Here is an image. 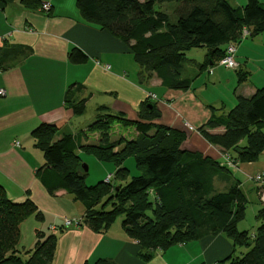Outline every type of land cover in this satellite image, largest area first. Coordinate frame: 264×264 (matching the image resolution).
Returning a JSON list of instances; mask_svg holds the SVG:
<instances>
[{"label":"trees","instance_id":"obj_1","mask_svg":"<svg viewBox=\"0 0 264 264\" xmlns=\"http://www.w3.org/2000/svg\"><path fill=\"white\" fill-rule=\"evenodd\" d=\"M13 1L0 0V8ZM21 2L32 8L42 4L41 0ZM159 2L179 4L175 22L167 12L158 9ZM78 6L85 21L127 44L141 69L142 82L156 74L163 85L179 90L191 89L194 83V78L181 76L186 51L206 47L209 63L214 64L217 57L223 59L228 55L230 45L237 48L245 29L249 31L247 38L264 31L261 0H247L242 6H234L228 0H78ZM70 59L85 63L87 55L74 48ZM238 73L241 82L248 78L247 72ZM74 95L69 89L65 103L81 115L87 100H74ZM210 108V117L198 131L220 148L224 162L183 149L184 132L155 124L160 112L153 102L146 101L139 110L140 120L101 114L87 130L63 133L59 139L56 126L40 125L32 132L47 161L38 169L39 177L51 193L63 189L81 202L85 207L83 221L95 231L108 230L123 215V229L138 241L145 258L157 249L166 251L206 235L225 233L233 242V254L238 247L248 248L242 257L233 258L232 254L225 260L233 258L231 264H264V203L256 215L260 224L251 237L247 230L239 229L248 206L240 181H234L226 191H219L215 185L216 177L229 175L226 172L238 163L258 161L264 152V85L251 96L238 95L227 113H219L214 106ZM114 118L125 125H135L137 137L111 138ZM220 128L223 131L213 132ZM87 131L100 132L99 141L83 142ZM81 150L114 163L120 183L102 180L96 186L87 185V165L82 161ZM129 157L135 158L140 173L127 181L130 169L125 161ZM227 157L234 166L227 163ZM107 194V200L102 202ZM110 204L112 208L107 209ZM33 216L38 220L44 218L31 199L15 202L0 184V264L53 263L58 241L54 233L38 230L35 247L24 252L28 257L18 248L21 225ZM96 264L115 263L99 259Z\"/></svg>","mask_w":264,"mask_h":264},{"label":"crops","instance_id":"obj_2","mask_svg":"<svg viewBox=\"0 0 264 264\" xmlns=\"http://www.w3.org/2000/svg\"><path fill=\"white\" fill-rule=\"evenodd\" d=\"M41 2L50 3L51 10L43 11L42 4L38 8L26 7L21 0L0 8V88L6 90V95L0 96V184L11 200L31 199L44 214L42 220L33 216L22 223L20 252L33 249L38 230L48 228L46 231L56 234L58 240L52 264H96L99 259L115 264H181L183 260L179 257H183L186 264L223 263L234 251L233 242L225 233L206 235L198 241L179 244L174 250L157 249L151 257L145 258L138 241L129 237L116 222L103 232L87 224L63 226L67 217L83 219L85 207L65 190L51 193L42 183L38 169L47 161L32 136L36 128L45 123L56 126V139L63 133L76 134L85 130L86 121L81 117L93 103L97 111H113L137 121L141 105L149 101L160 112V117L153 121L155 124L184 132L183 149L224 162L220 148L198 131L210 117V107L219 104H204L190 89L168 88L156 74L142 82L141 69L134 64L133 52L127 44L85 21L78 0ZM74 48L87 55L85 63L71 61L70 53ZM238 53L237 50L241 71ZM243 80H239L235 90L236 98L251 96L257 89L248 78ZM69 89L75 94L74 100H87L83 114H76L65 103ZM153 89H160L162 97ZM217 108L219 113L228 112ZM220 131L222 128L213 130ZM87 138L84 136L83 142L86 143ZM220 179L230 182L232 178L223 174L215 178V185ZM240 186L243 190L242 182ZM53 226L57 228L53 230ZM191 252L195 253L191 255ZM202 255L206 256L205 261H201Z\"/></svg>","mask_w":264,"mask_h":264},{"label":"rangeland","instance_id":"obj_3","mask_svg":"<svg viewBox=\"0 0 264 264\" xmlns=\"http://www.w3.org/2000/svg\"><path fill=\"white\" fill-rule=\"evenodd\" d=\"M228 1L234 6H242L247 3V0ZM261 1L264 2V0ZM157 7L158 9H162L163 11L167 12L170 15V20L172 22L176 21V12L179 8L178 3L159 2L157 4ZM237 50L239 52L238 55L240 56V62L242 64L241 68L248 74V82L255 88L262 87L264 85V31L259 33L256 37H248L246 39H242L237 44ZM208 54L209 49L206 47H193L186 51L185 59L183 60L181 76L183 78H194L193 87L190 90L191 93H193L201 102L206 105L219 104V106H216V108H225V111H229L237 102L235 90L240 84L239 79L241 76L238 73L239 68L234 69L223 65L221 63L222 59H220V57H217L214 60L215 63L211 64L209 63L210 58ZM134 64L139 67L138 63L135 62ZM248 82L246 84L249 86ZM153 91H155L160 97H162L160 89H153ZM223 103L225 104V106ZM95 107V103L90 105L83 117H81V120L86 121V124H84L83 126V129L85 130H87V127L91 123L97 120L98 114L103 115L108 113L118 115V113L113 111L110 112L108 110H101V112L97 111ZM111 125L112 127L110 136L114 140H117L121 137H125L126 139L131 140L136 138L138 135L136 126L131 124L125 125V123L119 118L112 119ZM87 135V143H94L96 141H99L101 136L97 131H87ZM80 154L83 163H85L88 167V174L85 179L87 185L96 186L100 181L105 180V178L110 174L114 176L112 182L113 184L120 183L118 176L116 175V165L114 163L102 161L94 153L87 152L85 150H81ZM125 165L130 169L127 181L130 180L132 176L138 175L140 173L136 168V160L134 157H129L125 161ZM226 173H228V176L232 178L230 182H226L223 179L217 180L216 187L219 191H226L236 180L243 183L242 187L248 198V206L245 219H243L239 223V229L247 230L252 237L253 234L256 233V230L260 224V222L256 218V215L259 209H261L263 202L262 200H260V196L258 195L257 183L255 182L254 177L258 173H264V152L261 154L258 161L252 163H238L231 169L230 172ZM108 196L109 194L104 195L102 197V202H105ZM111 208V204L107 206V209ZM123 219L124 216L120 215L117 217V220L115 222L122 225ZM81 224L85 225V222L82 221ZM46 227L48 226L46 225ZM45 230H48V228H45ZM176 247L177 245L171 248H173L172 250H174V248ZM191 248L193 251H197L194 246H192ZM198 250L199 253L202 252L201 247L198 248ZM247 251V247H238L236 252L233 254V258L242 257ZM21 253L25 255L24 252ZM194 253L191 252V255ZM205 257L206 256L202 255L201 261H205ZM233 258L225 260L221 264H231ZM179 259L181 261L183 260L181 264H186V261L183 257H179Z\"/></svg>","mask_w":264,"mask_h":264},{"label":"built area","instance_id":"obj_4","mask_svg":"<svg viewBox=\"0 0 264 264\" xmlns=\"http://www.w3.org/2000/svg\"><path fill=\"white\" fill-rule=\"evenodd\" d=\"M42 10L45 12H49L52 8L51 4L48 2H44L42 4ZM247 36H249V31L248 30H244L243 35H242V39L247 38ZM236 52H237V48L235 45H230V47L228 48V55L223 58L221 60V63L227 67L230 68H237L239 66V63L236 61ZM107 68H109L108 65H106ZM1 67H0V72H1ZM6 95V90L3 88H0V96H4ZM156 98V96H154ZM20 143L17 142V145H19ZM229 158L227 157V163L230 166H234L232 164V162H230V160H228ZM114 176L112 174L108 175L106 177V181L109 182L111 180H113ZM255 182L257 183V191H258V195L260 196V200H262L264 202V173H258L255 175L254 177ZM83 219L80 218H65L64 222H63V226L64 227H70V226H79L81 225ZM53 230L56 229V226L51 227Z\"/></svg>","mask_w":264,"mask_h":264},{"label":"water","instance_id":"obj_5","mask_svg":"<svg viewBox=\"0 0 264 264\" xmlns=\"http://www.w3.org/2000/svg\"><path fill=\"white\" fill-rule=\"evenodd\" d=\"M85 170H88V167L87 166H85Z\"/></svg>","mask_w":264,"mask_h":264}]
</instances>
